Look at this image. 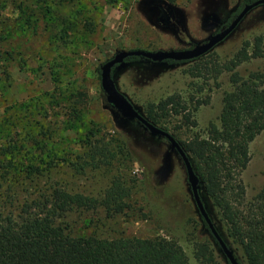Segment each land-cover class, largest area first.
Instances as JSON below:
<instances>
[{
    "label": "rangeland",
    "instance_id": "374dc122",
    "mask_svg": "<svg viewBox=\"0 0 264 264\" xmlns=\"http://www.w3.org/2000/svg\"><path fill=\"white\" fill-rule=\"evenodd\" d=\"M10 1L12 4L4 10L10 27L0 25V52L8 61L5 69L10 75L5 79L0 74V140L8 141L10 133H16L17 115L28 120L25 129L32 133L42 127L60 128L59 136L62 134L64 139L48 140L50 152H82L83 134L90 128L100 140L111 137L120 143L129 140L137 160H122L115 165L134 180L132 195L127 200L131 209L107 216L104 208L96 207L73 214L71 223L81 233L104 238L173 239L195 264L194 244L212 240L200 221L184 165L165 138L150 133L108 106L101 88L100 66L120 50H182L201 45L225 28L243 0ZM159 6L172 9L181 22L177 21L175 28L161 25L156 21ZM262 33L264 4L250 10L234 31L207 54L225 59L244 40ZM259 64H244L238 70L245 74ZM193 65L194 62L168 65L141 60L118 65L112 78L118 90L144 117L147 104L170 95L183 99L209 97V104L196 111L189 104L197 126L180 124V139L186 140L193 134H203L209 122L218 124L222 93L230 90L228 76L223 74L217 80L221 84L219 89L209 80L205 90L197 93L202 79H192L187 74ZM80 92L86 96L83 106L78 117L69 120V116L76 114L69 104ZM178 122L179 117L172 116L168 124L156 126L172 135V127ZM249 152L250 161L242 180L247 196L251 197L264 186V130L250 144ZM55 175L68 189L98 198L116 170L89 168L83 174H75L64 168ZM199 192L208 210L202 186ZM213 246L217 261L226 264L221 249ZM232 254L239 264H245L236 253Z\"/></svg>",
    "mask_w": 264,
    "mask_h": 264
},
{
    "label": "trees",
    "instance_id": "16d2710c",
    "mask_svg": "<svg viewBox=\"0 0 264 264\" xmlns=\"http://www.w3.org/2000/svg\"><path fill=\"white\" fill-rule=\"evenodd\" d=\"M254 1L243 0L224 26ZM10 4V0H0V25L7 28L10 25L4 10ZM141 60L145 59L132 56L124 63ZM7 62L0 52V74L5 79L10 78L5 69ZM190 62L194 65L187 70L188 76L202 79L197 93L205 90L209 80L219 89L218 78L223 74L228 76L230 90L222 93L218 124L209 122L203 134L180 139L181 125L197 126L189 104L196 111L209 104V97L183 99L170 95L147 104L145 117L154 125L168 124L172 116L179 117V124L172 127V136L188 157L203 188L209 206L208 210L205 208L216 231L227 248L245 264H264V186L248 197L242 180L250 161L249 146L264 130V33L244 40L225 59L207 54L195 59L164 61L168 65ZM252 62L261 64L241 74L239 67ZM76 97L69 104L76 114L69 116V120L78 117L86 98L82 92ZM27 123L24 116L17 115L16 133H10L8 141L0 140V264H192L182 246L173 239L104 238L81 233L71 223L73 214L96 207L104 208L107 216L131 209L127 200L132 195L134 180L115 165L122 160H137L129 140L121 143L112 137L100 140L90 128L83 134L82 152H50L48 140L64 139L62 134L59 136L60 128L42 127L32 133L25 129ZM101 167L115 168L116 175L98 198L68 189L55 175L64 168L83 174L89 168ZM199 217L212 242L194 244L195 264H220L213 246L220 249L219 244L200 214ZM225 263L231 264L226 257Z\"/></svg>",
    "mask_w": 264,
    "mask_h": 264
},
{
    "label": "water",
    "instance_id": "95a60500",
    "mask_svg": "<svg viewBox=\"0 0 264 264\" xmlns=\"http://www.w3.org/2000/svg\"><path fill=\"white\" fill-rule=\"evenodd\" d=\"M262 4H264V0H255L251 4L244 6L230 24H228L224 29L217 32L209 40H207L201 45L194 46L190 49H182V50H156V51H149L143 49L120 50L117 51L109 60H107L105 63H103L100 66V83H101V88L106 95V101L108 103V106L114 111L118 112L122 117L135 120L150 133L165 138L170 144V146L176 151V153L180 157L186 171L187 182L189 184L192 198L196 205V208L200 216L204 219L205 223L207 224L209 231L218 242L221 251L223 252L225 257L231 264H239V263L236 261L232 252L227 248L224 240L220 237V235L216 231L214 224L212 223L206 211L204 203L200 197L198 179L192 169L188 157L184 153L179 143L174 139V137L168 131L157 127L149 120H147L142 114H140L134 108V106L130 103L127 97L118 90L112 78V71L114 67L123 64L126 58L132 56H138L145 60L155 63H163L166 60L199 58L207 54L209 51H211L216 45H218L230 33H232V31H234V29L237 27L240 21L250 10ZM171 14L172 11L169 8L168 11L166 12V15L168 16ZM162 25L167 26L165 22H162Z\"/></svg>",
    "mask_w": 264,
    "mask_h": 264
},
{
    "label": "flooded vegetation",
    "instance_id": "af4514ba",
    "mask_svg": "<svg viewBox=\"0 0 264 264\" xmlns=\"http://www.w3.org/2000/svg\"><path fill=\"white\" fill-rule=\"evenodd\" d=\"M169 8L164 9L161 6L158 7V16L156 17V21L159 23L165 22L167 26H170L171 28H175V24L178 21L179 23L181 22L179 17L174 13V11L172 9H170L172 11L171 15H166V12L168 11ZM192 48V47H190ZM187 48V49H190Z\"/></svg>",
    "mask_w": 264,
    "mask_h": 264
}]
</instances>
